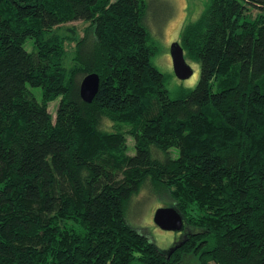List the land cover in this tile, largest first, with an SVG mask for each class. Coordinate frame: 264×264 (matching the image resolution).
Instances as JSON below:
<instances>
[{
    "label": "trees",
    "instance_id": "16d2710c",
    "mask_svg": "<svg viewBox=\"0 0 264 264\" xmlns=\"http://www.w3.org/2000/svg\"><path fill=\"white\" fill-rule=\"evenodd\" d=\"M208 2L180 43L199 83L172 98L145 0H0V264H264V0ZM144 189L184 216L172 254L129 223Z\"/></svg>",
    "mask_w": 264,
    "mask_h": 264
},
{
    "label": "rangeland",
    "instance_id": "374dc122",
    "mask_svg": "<svg viewBox=\"0 0 264 264\" xmlns=\"http://www.w3.org/2000/svg\"><path fill=\"white\" fill-rule=\"evenodd\" d=\"M147 3L146 22L150 31V46L154 47L153 65L166 77V87L172 98H179L185 92L193 90L201 77V65L187 59L194 73L192 77L181 80L174 72L171 58L173 43H181V36L187 24L195 23L208 8V0H145ZM258 13V12H255ZM88 24L71 22L63 26L59 33L65 38L67 67L75 65L77 39L85 35ZM216 90V89H215ZM38 100L42 99L40 88L33 89ZM58 102L50 104V111L55 115ZM133 140L129 138L130 155H134ZM175 202L167 191L151 195L144 189L132 201L128 211L129 223L139 232L146 235L150 241L163 251H170L178 242L182 233L165 231L154 222V214L158 208L173 207ZM185 233V232H184ZM181 241L178 243L180 244ZM177 244V245H178ZM185 262H196V259L186 258Z\"/></svg>",
    "mask_w": 264,
    "mask_h": 264
},
{
    "label": "water",
    "instance_id": "95a60500",
    "mask_svg": "<svg viewBox=\"0 0 264 264\" xmlns=\"http://www.w3.org/2000/svg\"><path fill=\"white\" fill-rule=\"evenodd\" d=\"M171 58L173 62L174 72L181 80L192 77L194 71L185 58L182 45L179 42L173 43L171 46ZM101 79L96 73L87 75L81 82L80 94L85 102L92 103L100 90ZM154 222L157 226L165 231L184 232L185 220L184 216L176 209V207H161L155 211ZM177 245L171 250V254L180 247Z\"/></svg>",
    "mask_w": 264,
    "mask_h": 264
},
{
    "label": "flooded vegetation",
    "instance_id": "af4514ba",
    "mask_svg": "<svg viewBox=\"0 0 264 264\" xmlns=\"http://www.w3.org/2000/svg\"><path fill=\"white\" fill-rule=\"evenodd\" d=\"M185 234H186V233H182V234L179 235L178 242L175 243V246H176L180 241H182V239L185 237ZM173 248H174V247H173Z\"/></svg>",
    "mask_w": 264,
    "mask_h": 264
},
{
    "label": "bare ground",
    "instance_id": "6f19581e",
    "mask_svg": "<svg viewBox=\"0 0 264 264\" xmlns=\"http://www.w3.org/2000/svg\"><path fill=\"white\" fill-rule=\"evenodd\" d=\"M184 232H185V231H184ZM184 232H181V233H184ZM178 245H179V244H178ZM176 246H177V245H176ZM176 246H175V247H176ZM175 247H174V248H175Z\"/></svg>",
    "mask_w": 264,
    "mask_h": 264
}]
</instances>
